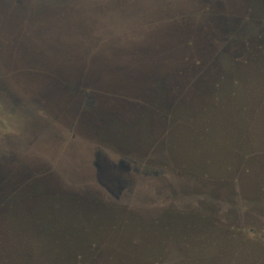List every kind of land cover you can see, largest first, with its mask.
<instances>
[{"label":"rangeland","instance_id":"374dc122","mask_svg":"<svg viewBox=\"0 0 264 264\" xmlns=\"http://www.w3.org/2000/svg\"><path fill=\"white\" fill-rule=\"evenodd\" d=\"M73 1L75 3H89L98 0H71V2ZM145 1H149L147 3L153 7L161 2L165 10L163 13L171 15L173 12L171 10H174L178 16L176 20H185L192 12V10H185L183 6V3L188 2V0ZM137 2H139L137 6L141 8L142 1ZM259 4L262 13H264V3L260 2ZM111 7L112 5L108 3L98 6L96 10L97 20L101 19V10ZM7 10L5 5L0 2V14L7 13ZM90 11L81 5L78 8L77 21L79 23L76 21L74 25H72L73 21L70 17L58 20L57 27L62 34L57 35L37 33V29L33 28L35 20L31 21V24H25L24 21L20 20L22 14L20 11L13 12L11 18L1 17L3 27L14 32L11 39L13 43L10 42L11 47L20 46L28 56L41 54L45 61L43 63L47 62L48 64L40 65L39 69L52 70L56 73L49 74L52 79L51 92H54L56 100L60 103L62 100L67 101L64 97L65 88L63 87L66 79L57 77H67L69 76L67 72H81L82 69L87 70L89 66H69L67 65L69 61L57 62L55 60L58 58L69 59L72 54H83V51H79V48L74 46L76 42L72 36H78V39H82L80 35L83 33L84 26H87L86 19ZM142 11L144 12V10ZM142 11L134 10L133 15L141 17ZM236 14H239V10H194L191 17L205 16L209 19L210 16L220 15L230 18ZM256 18L254 20L258 21V16ZM54 21L51 22L52 25H54ZM128 21L125 20L124 24L120 23L116 28L123 27L122 25L127 26ZM157 21L158 19L154 22ZM230 22L239 23V18L230 20ZM125 30L113 29L111 32L105 31L104 33L100 31V37L106 40L113 36L120 37L124 33H130V31ZM216 33H218L216 38L210 40L211 45L199 48L190 61H197L200 56L203 58V55L210 56V60L220 51L224 52V55L219 58L220 61L228 59L229 61H236L242 56L240 42L234 40L228 44L225 39L228 32L221 34L216 31ZM104 40H100L99 45ZM57 43L61 44L59 49L52 45ZM43 45L46 46L42 47ZM204 50L209 52L206 53ZM161 52V50L153 49H143L142 53L129 51L131 55H150ZM181 54L189 55V53ZM161 64L159 67H154L144 63L137 67L130 66L129 69L132 72L140 71L143 76H148L149 71L154 69L161 73L165 70L180 69L177 65H172L170 61H163ZM200 66L203 68L204 64L200 63ZM29 69H37V67ZM90 69L92 70V68ZM96 70L99 73H113V71L120 72L125 69L98 66ZM122 73H128V71ZM212 73L213 75H208L207 78L198 79L195 83L196 88H193L191 84L197 72L189 71L188 79H184L186 81H183L182 85L179 83L171 87V90L173 89L172 104L177 103V101L181 103L183 100H188L192 97L190 95L193 93L192 88L196 89L194 99L187 103L188 107L191 108L186 111L187 113L180 112L179 127H176L177 131L174 132L172 128L175 126V120L172 121V112L164 111L163 113L168 119L160 120L163 129L157 130L155 126L154 129H151V134L145 138V142H152L155 139L154 143H157V140H161V146L164 148L162 149L160 146V150L163 151H157L153 156L156 157L155 159L161 158L162 164H158L154 159L146 160L133 157L131 154L125 155L129 157H125L127 160L134 161L130 162L133 167L128 170V177H126L127 181L131 183L129 186L124 185L122 190L117 192V197L108 192L97 178V181L95 180L93 156L89 154V151L94 152L100 149L101 158L112 164L117 162V157L110 152L111 149L102 143L92 130L85 129L77 132L75 128L78 129V122L73 123L77 138L80 140L77 142L81 143L83 150L88 152L84 161L79 160V158H83L81 154L77 156L65 150L61 153L60 143L54 144L53 149L47 152L44 143L33 139L31 129L27 127L34 113L37 117H39L38 113L43 114L41 104L24 99L21 102L15 101V98L0 89V161L14 160L20 166L13 176L12 174L8 176L9 184H12V180L16 182V186L13 187L14 190L4 188L3 197L0 196V200L5 199L12 203L11 208L6 212L7 206H0L2 208L0 209V248L5 246L11 238L12 243H9L7 248H9V254H12V258L17 261V264H63L58 261L59 254L71 250H80L83 245H87L85 250L91 249L93 264H141L140 257L145 258L147 256L151 258L148 260V264H264V174L259 173L262 170L259 166L264 165V158L262 163L261 161L257 163L256 159H247V163H245L243 155L251 152L252 148L251 144L243 140L240 135L239 87H237L235 99L226 93L227 91L225 92L226 88L222 87L219 104L216 101L215 89L209 92L208 97H203L206 91L210 90L209 87L215 79V71ZM57 74L59 76H56ZM24 77H29L28 73H25ZM35 77H31V84L34 86L37 81V87L42 88L39 85L42 81L35 79ZM45 82H49V80ZM222 85L225 86L226 84L223 83ZM70 100L71 98L67 102ZM42 101L44 102V100ZM135 101L138 102L140 99H135ZM68 107L73 112H78L75 104L68 103ZM70 113L72 112L70 111ZM135 113L137 114V112ZM48 116L49 120L51 117ZM47 128L52 134V138L57 141L62 138L63 129L68 132V135L73 132L69 130V127L62 126L55 117L51 118L49 126L44 130ZM155 146L153 144V148L150 150H154ZM28 149L36 150L35 152L41 157L43 166H46L47 171L51 172L48 173L50 177L48 174L46 177L43 175L40 177L37 172V175L34 174L32 167H29L28 160L30 161V159L25 158ZM174 152H176L175 158L184 163L182 166L189 167V170H192L191 173L187 174L181 169L180 172L182 173L178 175L176 173L178 171L175 172L169 167L167 161L174 155ZM140 153L139 155H144L142 151ZM243 164L248 165L250 170H245ZM251 171L252 173L249 175L248 173ZM47 178L49 182L46 180ZM64 181L65 184H61ZM9 184H5V187H12ZM39 184L45 186L51 193L46 194ZM97 187L100 189L97 190ZM194 189L201 191L199 193L191 191ZM66 191H89L96 197L99 195L98 198L105 204H113L114 206L109 210L93 204L83 196L76 199V197L64 193ZM200 199L201 201L205 200L204 203L198 201ZM25 202L26 204L22 205ZM183 203L195 207L199 204L197 212H194L195 218L191 214L168 212L169 210L175 211L176 206L180 208ZM206 203L209 204L210 216ZM166 210L162 220L174 221L178 224L177 226L171 228L158 226V222H156V220L158 221L157 213ZM45 211L47 214L44 217L48 221L41 217ZM204 214L209 216L210 224H204ZM195 219L200 222V225L191 233L190 240L189 238L181 239V242L175 245L181 249L179 258L185 257L186 260L173 262V260L167 261L170 254L163 256L148 254L152 248L162 246V236L168 233L174 234L178 229L180 232L187 230L182 225L184 221H195ZM68 223H71L70 227ZM81 230L87 233L85 242L77 233H80ZM120 231H124L125 234L128 232L144 237L133 244L131 239L134 238H123V233L118 234ZM143 231L148 233H143ZM64 232H71V234L63 235ZM38 233L42 235H37ZM59 234L58 240L62 241L63 251L54 248L53 243L49 245V248L43 244L46 243L45 237H54L57 240L56 236ZM70 237H76V239ZM114 246L123 247V254L100 255L95 253L98 248H114ZM167 246L173 245L169 242ZM56 249L60 252H56ZM188 249H192L190 254H183ZM133 251L139 253H125ZM157 257L158 261L165 259L162 260L164 263L155 262ZM85 258L87 259V257Z\"/></svg>","mask_w":264,"mask_h":264},{"label":"water","instance_id":"95a60500","mask_svg":"<svg viewBox=\"0 0 264 264\" xmlns=\"http://www.w3.org/2000/svg\"><path fill=\"white\" fill-rule=\"evenodd\" d=\"M125 1H130V5ZM137 1H142L143 5L141 8L140 6H137V3H139ZM0 2H2L8 9L6 11L7 13L0 14L1 17L5 16L11 18V16H13V12L17 10H46V12L50 13L51 17L49 18L51 19L47 18L41 20V22L43 25L45 23L49 25L50 23L51 27L58 24V20L54 21L56 19L54 16L55 13H59L60 10H78L81 5H84L87 10H94V12H96L97 7L100 5L105 3L112 5L109 9L105 8V10H101L102 14H100V20H97V14H94V23L97 27L89 28L84 26L83 33L80 35L82 36V39H78V36H72L75 42L82 45L84 50H87L85 54L88 53L91 45L101 43L100 40L104 39H101L100 31L104 33L105 31L111 32L113 29L118 30L121 26L120 28H116V26L120 25V23L124 24L125 20H129L127 22L128 25H134L135 23L140 24L139 29L134 31L135 34L133 36L129 33H124L120 37L113 36L104 40L102 44L98 46L101 49V51L98 52L99 55L127 56L131 55L129 53L130 50H137L139 53H142L143 49L155 48L157 50H161V53L168 55H174L177 52L178 55H182L181 53H189V55L191 54L190 56L193 57L199 48H205L207 45H211L210 40L215 39L216 34H218L216 31L221 34H225L231 29H234L237 25V23L230 22V20L236 19L235 17L228 18L216 15L214 17L210 16L209 19L205 16H201L199 18L193 16L188 17L185 20L166 21L147 28L145 24L148 23V19L150 18V15L147 16V14L150 10H152V8H157L158 5L155 4L154 7L152 5L150 6L148 4L149 1L145 0H98L96 2L90 1L89 3H75L74 1L71 2V0H0ZM260 2L264 3V0H188V2L185 1V3H183V6L185 7V10H190L192 7V12L194 10H204L205 6H208L209 10H239V12H241L242 10H247L250 6L253 10L254 16L260 17L263 14L259 7ZM125 6H129L130 10H126ZM134 10H137V12L144 10V12L142 11L141 17H136L133 15ZM143 16H146L145 19ZM52 21L55 22L54 25H52ZM37 22L38 21H36L33 26L35 29H37ZM2 24L3 21L0 18V89L6 91L10 96L15 98V101L21 102V100L24 99L26 101H34L41 104L39 101L45 98V107L46 110H48L49 116L51 118L55 117L56 120L64 122L65 124H68V126L77 122V120L74 118L72 123L71 120L73 118L71 116L69 117L67 112L70 113L71 111L72 113L70 114L75 117L81 109L80 104H82V102L83 104L86 103L84 101L81 102V96L85 98L87 94L89 99L87 98L85 100H87V108L90 109L88 111L91 112L93 109L95 116L92 115V117H89L83 114L84 122L82 123L84 125H82L81 122L77 124L78 129L81 128L80 132L85 129H90L100 139H105L116 144L120 143L122 144L121 146L126 149H128L127 146L129 147L130 145L136 147V150L142 148V143L146 141L145 138H147V135L149 136L150 134V124L152 120L150 114L152 109L159 108L161 109L160 111L163 112L174 111L179 116L181 115V111L187 113L186 111L191 108L188 107L187 103L195 97L194 92L196 89L193 88H196L195 83L198 79L207 78L208 75H213L212 72L215 71V79H213L212 84L209 87L210 90L206 91L204 96L202 95L204 98L208 97L209 92L213 91V85L218 79H220V76L223 75L226 79V84H231L234 79H242L241 74L237 69H233L231 66L227 67L219 60L220 56L224 55L223 51L217 53L214 58L210 60V56L208 57L203 55V58L202 56L198 58V62L195 60L188 62H170L172 65L175 64L180 67V69L171 71L165 70L162 73L154 69L149 71L148 76H143L140 71L134 70L135 72H132L129 67H137L144 63L154 67H159L162 65L161 63L163 61H121L118 59L110 61L100 60L96 62L75 61L68 62L67 65H80L82 67L87 65L89 67L87 70L82 69L81 72H67V74L69 73V76L64 78L57 77L59 79H66V82L63 84V87L65 88L64 97L67 101L71 98L69 102L62 100L60 103L56 100L54 92H51L52 79L49 74L53 75L56 73L52 70H48V75L43 74L44 69H39V66L43 64L47 65L48 63H33L32 61H29V56L23 48V58L26 57L28 60L25 61L24 59L14 57L13 51L15 46L12 48L10 43L12 42L11 39L14 32L12 30H7ZM111 24H114L113 27ZM37 32L48 34V32L44 30L40 31L37 29ZM55 32L56 30L52 29L51 35H54ZM161 34L164 35L163 38H161ZM188 41H191V43L189 44ZM52 45L54 46V44ZM207 51L208 50H204L206 53ZM20 58H22V56ZM50 63L51 61L49 64ZM200 63L204 64L203 68L200 66ZM29 66L34 68L37 67V69L31 70L28 68ZM98 66H111L118 69L124 68L125 70L120 72L113 71V73H99L96 70ZM90 68H92V70ZM14 69L15 72H17L18 69L19 71L16 73V76L12 77L11 73ZM123 71H128V73H122ZM189 71L194 73L197 72V75L192 82L193 93L190 94L192 97L186 101L183 100L181 103L177 101V103L172 104L173 89L171 90V87L179 83L182 85L183 81L188 79ZM25 72L28 73L29 77H24ZM34 76H36L35 79L42 81V83L39 84L42 88L37 87V81L34 86L31 84ZM56 76L59 75L57 74ZM47 80H49V82H45ZM80 83H82L83 88H89L91 91L87 92L85 89H80ZM29 92L30 94H28ZM76 97L78 99H76ZM135 99H140V101L137 102ZM68 103L75 104L78 112L75 113L69 109ZM129 103L133 104V108L135 106V112H137V114L132 116L130 119L125 118L122 114L125 113L123 109ZM41 106L43 105L41 104ZM51 118L49 120H51ZM42 119L44 118L42 117ZM99 150L97 151L100 152L101 150ZM94 167L95 176L98 180H102L106 183L108 182L107 179L110 175L111 177L113 176V172L111 174V168L102 167V164L98 161V159L95 160ZM2 169L0 168V187L4 180H6L9 176V174H7L4 169L2 171ZM250 173H252V171L248 174L250 175ZM40 188L46 194L51 193L45 186L40 185ZM9 190L13 191L11 188ZM64 193L74 196L76 199L83 196L88 198L93 204L95 203L96 205L105 207L109 210L113 208V205L111 206V204H105L89 191H66ZM25 204L26 202L22 203V205ZM9 208H11L10 205L5 208V212ZM45 214H47L46 211L41 216L43 219H46L44 217ZM46 220L48 221V219ZM57 221H60V219H57ZM68 226L70 227L71 223H68ZM80 228H82V226H80ZM77 233L80 234L81 239L85 242L84 239H86L85 236L87 233H84L83 230H81L80 233ZM64 234L70 235L71 232H64L63 235ZM37 235L42 234L38 233ZM59 236L60 234L56 236L57 240L54 237H45L46 243L43 244H46L49 248V245L53 243L54 248H59L63 251L62 241L58 240ZM74 238L76 239V237H72L71 239ZM86 247L87 245L81 247L80 250L84 252Z\"/></svg>","mask_w":264,"mask_h":264},{"label":"flooded vegetation","instance_id":"af4514ba","mask_svg":"<svg viewBox=\"0 0 264 264\" xmlns=\"http://www.w3.org/2000/svg\"><path fill=\"white\" fill-rule=\"evenodd\" d=\"M127 2L129 5H130V1H125ZM157 8H152V10H150L147 14L150 15V18L148 19V24H145L147 26V28L149 26H155V25H158L159 23L161 22H166V21H175L176 19H178V16L176 15V13H174L175 11L174 10H171L173 11L171 13V15L169 14H164L163 12L165 11L164 8L162 7V4L161 2H158L157 4ZM209 8V7H208ZM208 8H206V6L204 7V10H209ZM125 9H129L130 10V7L129 6H125ZM190 10H193L192 7L190 8ZM17 11H20L22 12V14L20 15V20L21 21H24L25 24H31V21L35 20L38 21L37 22V29L42 31H46L48 32V34H51V30L54 29L56 30V32L54 33V35H57V34H62V32L58 29L59 27L58 24L54 25V27H51V24L49 23V25H47L46 23L43 25V23L41 22V20H44V19H47L49 17H51L50 13L46 12V10H17ZM167 11V10H166ZM44 12V13H43ZM43 13V14H42ZM94 14H97V12H94V10H91V12L89 13V15L87 16V19H86V22H87V27L89 28H93V27H97V25L94 23V19H95V15ZM178 14V13H177ZM189 17L192 16V12L189 13ZM167 15V16H166ZM78 10H60V12L58 13H55V16L54 18H56L55 20H62L63 18H66V17H70L71 20L73 21L72 22V25L75 24V22L77 21L78 19ZM146 16H143V18L145 19ZM1 18V16H0ZM51 19V18H49ZM158 19L157 22H154ZM79 22V21H77ZM123 27H121L120 29H123L125 31H130V35L133 36L135 33L134 31L138 30L139 27H140V24L138 23H135L134 25H122ZM38 33V32H37ZM39 37H41V35H39ZM164 35L161 34V38H163ZM42 40V38H39ZM104 40V39H103ZM124 43H127V42H124ZM46 45H43L42 47H44ZM77 48H79V51H83L84 54L82 55H78V54H72L71 57L69 59H61V58H58L56 59L55 61L59 62V61H69V62H79V61H86V62H96V61H100V60H105V61H110V60H121V61H146V62H160V61H170V62H177V61H190V59H192L193 57L190 56V55H178L177 52L176 54L174 55H168V54H165V53H158V54H150V55H127V56H111V55H99L98 52L101 51L100 47L99 46V43L97 44H93L89 47V50H88V53L85 54V52L87 50H84L83 46L82 45H79V43H75V45ZM60 48L61 47V44H54V48ZM102 47V46H101ZM137 49V48H136ZM153 50H157L155 48H151ZM137 51V50H136ZM176 51V49H175ZM174 51V53H175ZM14 57H17L19 59H24L25 61L28 60V58H23V49L20 47V46H16L15 45V48H14ZM22 56V58H20ZM57 58V57H55ZM29 61H32L33 63H43L45 62L43 59H42V55L41 54H35V55H32V56H29ZM28 68H32L31 66H29ZM19 71V69L17 70V72ZM40 71V70H39ZM15 72V69L13 70V72L11 73L12 77L16 76V73ZM26 73V72H25ZM43 74H49V71L47 69H44L43 71ZM79 88L80 89H85L87 90V92L91 91V89L89 88H83V85L82 83L79 84ZM30 94V92L28 93ZM89 99V96H87L86 94V97L83 98L81 96V102L84 101L86 103L83 104H80L81 105V109L79 111V113H77L75 115V117L72 116V114L68 113L67 112V115L70 117H72L73 119L71 120V122L73 123V120L74 118L77 120V122H83L81 120H83V114L86 115V116H89V117H92L95 116V113H93V109L92 111H88L90 110L89 108H87V100L85 99ZM76 99H78L76 97ZM44 100V102L42 101ZM40 100L39 102H41V104L43 105L42 108L43 110H41L43 112V114L41 113H38V116L35 115V113L33 114V118H31V120L28 122V129H31V132H32V137L33 139L35 140H38V141H41L44 143V147L46 148L45 150H47V152H50L51 149H53L54 147V144H59L60 143V149H61V153L65 150L66 152L72 154H76L77 156H79L81 154V156H83V158H79V160H83L84 161V158L85 156L88 154V152H86L85 150H83V147L81 146V143H78L80 140H78V136L76 135L75 131L77 130V132H80V130L78 131L77 127L75 128L73 124H70L69 126H67L68 124H65L64 122H61V125L62 126H65L66 127H69L70 131H73L70 135H68L65 131V129L62 130V138L60 140H55L53 139L52 137V134L50 133L49 129L47 128V130H44L46 127L49 126V123H50V120H48L47 116H48V110H46V107H45V101L46 99H42ZM133 104L129 103L125 106V108L123 109V111L125 113H122L123 116L125 118H128L130 119L132 116H134L136 113H135V106L134 108L132 107ZM161 109L159 108H154L152 109L151 111V128H150V131L149 133L151 134V129H154L155 126L157 127V130H161L162 128V125H161V121L160 120H163V118L165 119H168L166 117V114L164 115L163 111H160ZM39 111V110H38ZM122 111V109H121ZM35 115V116H34ZM63 116V115H62ZM168 116V115H167ZM42 117L44 119H42ZM49 117V116H48ZM64 117V116H63ZM171 117H172V121L175 120V126L172 128L173 132L174 131H177V128L176 127H179L178 125V121L180 119V116L176 113V112H172L171 113ZM82 125H84L82 123ZM30 127V128H29ZM76 130H75V129ZM27 129V130H28ZM73 129V130H72ZM163 129V128H162ZM46 131V132H45ZM29 132V131H28ZM100 139V138H99ZM30 141V140H29ZM78 141V142H77ZM100 141H102V143H104L105 145H107L109 147L110 152L117 157V162H113V164L111 162H107L106 159H102L101 158V155H100V152H96V151H92L90 152L89 151V154L93 156V160H92V164L94 165L95 164V160L98 159L99 162H101L102 164V167H108V168H111V174L113 172V176L110 177L107 179L108 182H103L102 180H98L100 182V184H102L108 192H110L111 194H114L116 197H117V192L121 191L122 188L124 187V185H130V183L127 181V178L128 177V170H131V168L133 167L132 164L130 163L131 161L134 162L133 160L131 159H126V158H129V157H126L125 155L127 154H131L133 155V157H137V158H140V159H149V160H156L158 162V164H162V160H160L161 158H157L155 159L156 157L153 156L154 153H156L157 151H163V150H160V146L162 145L161 143V140H157V143H154L155 142V139L154 141L152 142H143L142 143V148L139 149V150H136L137 148L136 147H133V146H127L128 149H126L125 147L121 146L120 144H116V143H113L111 141H107L105 139H100ZM153 144H155V148L154 150H150L153 148ZM158 145V146H157ZM34 147V146H33ZM162 147V146H161ZM168 147V146H167ZM164 147H162L163 149ZM175 148V146H174ZM143 149V150H142ZM36 150H31V149H28L27 150V156L25 158H28L30 159V161L28 160L29 162V167H32V169L34 170V174L37 175V173L40 174V177L41 175L45 176L48 174V173H51L49 171H47V169L45 168L46 166H43V164L41 163V157L38 156L39 154L35 152ZM142 151V153L144 155H139L141 154L140 152ZM166 151V150H165ZM103 152V151H102ZM167 152V151H166ZM170 154V153H169ZM168 154V155H169ZM175 154L176 152H174V155L170 158V160L167 161V164L169 165V167L174 170L178 175H180V170L182 169L185 173L189 174L191 173L192 170H189L190 168L189 167H185V166H182V164L184 165V163H181L179 161L178 158H175ZM139 155V156H138ZM115 157V158H116ZM126 157V158H125ZM174 158V159H173ZM169 159V158H168ZM37 161H40V162H37ZM82 161V162H83ZM116 163V164H115ZM118 163V164H117ZM181 163V164H180ZM20 164V163H19ZM33 164V166H32ZM0 168L4 169L5 172L7 174H12V176L18 171V169L20 168V166L17 164L16 161L12 160V161H9V160H5V161H0ZM137 169V168H135ZM4 172V173H5ZM31 172V171H30ZM37 172V173H36ZM49 175V174H48ZM50 177V175H49ZM9 178V177H8ZM8 178L6 180H4V183L1 184V187H0V196H2V191L4 188H11L13 189L14 186H16V182L12 180V184H9V181ZM10 180V179H9ZM47 181L49 180L48 178L46 179ZM95 180H96V177H95ZM96 180V181H97ZM49 182V181H48ZM5 184H9L11 185L12 187H5ZM61 184H65V181L62 182ZM98 184V182H97ZM103 187V188H104ZM194 188V186H193ZM100 188L97 187V190H99ZM14 190V189H13ZM196 189L194 190H191V191H195ZM190 191V190H189ZM201 191V190H200ZM200 191H195L197 193H199ZM96 194H98V192L96 191ZM3 197V196H2ZM99 197V195H98ZM2 201V202H1ZM104 201L106 202V200L104 199ZM112 201V200H111ZM198 201H201L198 200ZM205 201V200H204ZM204 201H201V203H204ZM10 201H7L5 199L3 200H0V206H9L11 205V203H9ZM113 204H111L112 206ZM199 205V204H198ZM197 205V206H198ZM114 206V205H113ZM174 206V205H173ZM197 206H190L189 204L186 205V204H182V206L179 208L178 206H176L177 209H175V211H172V210H169L168 212H172V214H182V213H185L187 215H192V217L195 218V215L194 212H197ZM206 206L208 208V212H209V216H210V210H209V204L206 203ZM182 208V209H181ZM164 212H167L166 211H162L159 213H157V218H158V221L156 220V222H158V226L159 227H167V228H171L173 226H177L178 224L174 221H164L162 220V217H163V213ZM209 216H206L204 214V224H210V220H209ZM201 217H203V215L201 214ZM187 230H183L180 232V229L177 230L176 233H168L167 235L165 236H162V242H161V245L162 246H159V247H156V248H152L151 252H148V254H153L154 256L158 255V256H163V255H172L168 257V260L167 261H171L173 260L176 261V262H179V261H184L186 260L185 257H181L179 258V254H180V247L179 246H175V245H178L180 242H181V239L184 240L186 238H189L190 240V237H191V233L196 229V227L198 225H200V222L195 219V221H184V223L182 224ZM191 230V231H189ZM121 233L122 234V237L123 238H134V239H131V243H137L141 237H144L143 235H132V233H126L124 231H120L118 234L120 235ZM143 233H148L147 231H143ZM146 238V237H145ZM171 242V244L173 246H167L168 243ZM172 247V248H171ZM156 249V251H155ZM97 251L95 252L96 254H100V255H109V254H115V255H119L122 253V251L124 250L123 247H120V246H114V248H106V247H102V248H98L96 249ZM192 251V249H188V251H181L183 252V254H190V252ZM139 253V252H136V251H133V252H125V253H129V254H132V253ZM95 254V255H96ZM123 254V253H122ZM141 258V264H148V260H150V256H147V257H140ZM189 259V258H188ZM165 259H160L158 261V257L155 259V262H159V263H164L163 261Z\"/></svg>","mask_w":264,"mask_h":264},{"label":"trees","instance_id":"16d2710c","mask_svg":"<svg viewBox=\"0 0 264 264\" xmlns=\"http://www.w3.org/2000/svg\"><path fill=\"white\" fill-rule=\"evenodd\" d=\"M234 17L239 18V23L228 32L225 39L228 44L234 40L240 42L242 56L236 61L223 60L222 64L237 69L242 79H234L231 84H226V79L222 75L214 83L213 88L217 93L216 101L219 104L222 87L226 88L225 92L227 91L226 93L233 96V99H235L236 90L239 87L240 135L243 140L251 144L252 148V151L244 154L243 157L245 163H247V159H256L257 163L259 161L262 163L264 158V13L258 17V21L254 20L257 18L254 17L253 10L249 6L247 10H242ZM223 83L226 85L223 86ZM191 87H193L192 84ZM243 165L245 170H250L248 165ZM259 168L262 169L259 173L264 174V165H260ZM9 243H12L11 238L5 246L0 248V264H17V261L12 258V254H9V248H7ZM37 252L41 253L39 250ZM56 252L60 251L56 249ZM90 252L91 249L84 252L71 250L59 254L58 261L63 264H93V253L90 254Z\"/></svg>","mask_w":264,"mask_h":264}]
</instances>
